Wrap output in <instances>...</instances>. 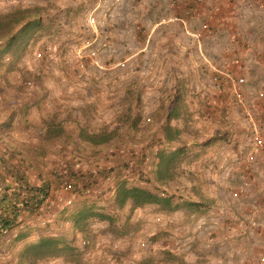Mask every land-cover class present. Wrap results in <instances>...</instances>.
Wrapping results in <instances>:
<instances>
[{"label": "rangeland", "instance_id": "1", "mask_svg": "<svg viewBox=\"0 0 264 264\" xmlns=\"http://www.w3.org/2000/svg\"><path fill=\"white\" fill-rule=\"evenodd\" d=\"M179 1L0 0V12L32 9L39 20L18 46L0 41V117L10 122L0 121V170L43 186L46 194L0 234V264H262L264 164L257 153L250 162L254 124L244 109L250 99L234 101L230 110L210 102L217 93L210 84L196 85L195 71H183L187 84L174 82L178 72L169 69L177 57L163 59L160 49L165 27L180 31L179 21L169 20ZM90 13L100 22L88 45L95 36ZM173 106L179 114L171 123L182 129L188 151L178 175L164 183L154 159ZM129 114L138 117L136 128L125 123ZM48 124L64 130L50 132ZM87 126L118 133L94 145L80 137ZM255 126L264 139V126ZM115 177L172 195L177 208H118ZM65 182L74 193L64 190ZM80 186L90 190L78 199ZM189 197L206 202L190 207ZM83 200L115 213L116 221L91 220L87 242L74 237L61 256H21L26 243L66 229Z\"/></svg>", "mask_w": 264, "mask_h": 264}, {"label": "crops", "instance_id": "2", "mask_svg": "<svg viewBox=\"0 0 264 264\" xmlns=\"http://www.w3.org/2000/svg\"><path fill=\"white\" fill-rule=\"evenodd\" d=\"M179 2V8L173 15L178 17L180 31L173 33V29L165 27L164 46L160 49L163 59L177 57L174 66L170 67L174 69H169V72H178L179 77L175 76L174 82L187 84L190 78H182L183 71H195L199 76L194 80L196 85L210 84L213 92L217 93L209 95V101L230 110L234 98L230 91L216 86L222 81L217 71L229 69L244 75L247 80L245 95L246 99H250L244 109L251 121L254 119L264 126V95H259L260 91L264 94V0ZM67 221L66 229L50 231L45 235L61 234L72 238V222L70 219Z\"/></svg>", "mask_w": 264, "mask_h": 264}, {"label": "trees", "instance_id": "3", "mask_svg": "<svg viewBox=\"0 0 264 264\" xmlns=\"http://www.w3.org/2000/svg\"><path fill=\"white\" fill-rule=\"evenodd\" d=\"M34 14L35 12L32 9L23 8L0 12V41L6 40L10 47L13 45L18 46L22 36L39 24V20L35 18ZM18 29L19 34H16L15 31ZM178 112L174 106L168 107L165 117L167 123H163L161 128L164 133L163 138L159 140L160 146L155 152L154 169L156 178L158 181L164 183L173 180L178 175V169L185 160L188 151L187 144L181 140L182 129L178 125L171 123V118L177 117ZM160 114L161 112L159 116ZM124 119H126L125 123L128 125L135 128L138 126V117L129 114ZM0 121L4 126L10 125L8 118L0 117ZM47 130L50 132L55 130L62 132L64 129L60 128V125L54 126L48 124ZM117 133L118 130L116 128L109 130L108 128H92L91 126H87L81 128L80 137L91 144L100 145L109 142ZM10 179L11 182L9 181ZM115 182L112 203L118 208L122 209L127 205H131L133 208H141L149 204L161 206L162 209L168 211H173L177 208V205L173 204L172 195H161L158 192L137 184L130 185L126 180L120 182L118 177H115ZM42 187L32 185L26 178L19 180L14 173L7 176L0 170V234L6 232L15 223L20 212L34 211L43 203L46 194ZM80 188L81 192L78 194L81 197L87 196L90 188L81 186ZM6 189H11L13 192L7 194L4 192ZM73 189L74 185L71 190L72 192L74 191ZM21 192L27 193V197L28 195L30 197L25 199V202L17 203L20 200L18 196H20ZM31 200L33 201L31 202ZM191 201H194L193 203L195 205H199V208L203 207L201 203L206 202V200H200L198 198L192 200L189 197L186 203L190 207H194ZM20 204H23V208L17 206ZM116 218L115 213L98 208L96 204L83 200L81 206L74 210L68 217L74 229V236L72 238H67L64 235L42 236L35 243H26L21 256H32L34 261L61 256L62 251L66 247H73L74 237L81 236V240L85 243L87 242V238L92 232V228H90L91 220L98 219L105 220L108 223H114Z\"/></svg>", "mask_w": 264, "mask_h": 264}, {"label": "built area", "instance_id": "4", "mask_svg": "<svg viewBox=\"0 0 264 264\" xmlns=\"http://www.w3.org/2000/svg\"><path fill=\"white\" fill-rule=\"evenodd\" d=\"M118 1L120 0H116V2ZM176 3H177V0H172L171 4L176 5ZM177 19H178L177 16H171L169 20H177ZM87 22H88V25L92 26L95 31V36H93L91 39L87 41L88 45H91L97 40L99 36L98 35L99 34L98 25L100 21L98 20V16L95 13H90V15L87 17ZM91 54L95 55L96 57V54H97L96 48H92ZM217 72L221 76L220 78H222V81L216 84L218 89L220 90L223 89V84H225V86L228 87L227 90L230 91L231 94L233 95L234 101L238 104L245 105L246 95H245L244 87L247 82L246 77L244 75L237 74L229 69H221V70H218ZM259 95L263 96L264 94L263 92H260ZM252 122L254 124V128H252V131H251V152H250L251 160L250 162L252 163L254 161L253 159L254 155L257 153V154H260V160H259L260 163L264 164V139H263L261 132L255 126L256 122L254 121V119H252ZM63 188L66 191H71L73 188L72 182H65V184L63 185ZM241 191H242V188L235 190L234 195L238 196ZM72 202H73V197H68L64 200V203L67 205H69ZM259 261L262 264H264V253H262V255L260 256Z\"/></svg>", "mask_w": 264, "mask_h": 264}]
</instances>
